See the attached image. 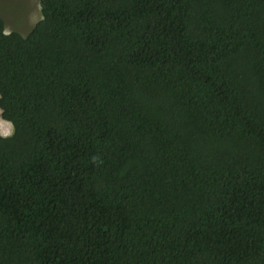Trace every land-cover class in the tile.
Returning a JSON list of instances; mask_svg holds the SVG:
<instances>
[{"label": "trees", "instance_id": "16d2710c", "mask_svg": "<svg viewBox=\"0 0 264 264\" xmlns=\"http://www.w3.org/2000/svg\"><path fill=\"white\" fill-rule=\"evenodd\" d=\"M0 17V264H264V0H39Z\"/></svg>", "mask_w": 264, "mask_h": 264}, {"label": "rangeland", "instance_id": "374dc122", "mask_svg": "<svg viewBox=\"0 0 264 264\" xmlns=\"http://www.w3.org/2000/svg\"><path fill=\"white\" fill-rule=\"evenodd\" d=\"M0 17L6 31L16 30L26 34L41 17L39 0H0ZM0 123L8 126L12 132L11 123L2 120L1 116Z\"/></svg>", "mask_w": 264, "mask_h": 264}, {"label": "crops", "instance_id": "0c3cea01", "mask_svg": "<svg viewBox=\"0 0 264 264\" xmlns=\"http://www.w3.org/2000/svg\"><path fill=\"white\" fill-rule=\"evenodd\" d=\"M2 119V118H1ZM3 120V119H2ZM3 132H7V133H3ZM11 132V130L8 128V126L4 125V124H1L0 123V134L1 135H9Z\"/></svg>", "mask_w": 264, "mask_h": 264}]
</instances>
